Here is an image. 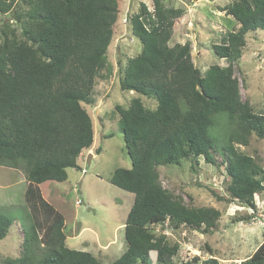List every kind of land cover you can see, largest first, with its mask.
Segmentation results:
<instances>
[{
	"label": "trees",
	"instance_id": "obj_1",
	"mask_svg": "<svg viewBox=\"0 0 264 264\" xmlns=\"http://www.w3.org/2000/svg\"><path fill=\"white\" fill-rule=\"evenodd\" d=\"M119 7L120 0H0V165L23 170L28 182L22 252L3 264H149L153 250L158 264H171L179 245L156 232V226L212 233L221 211L186 204L163 185L162 165H181L186 159L198 163L203 157L224 166L229 196L212 192L254 211L255 195L264 193V167L238 146L249 145L253 136L264 138V113L242 98L235 73L247 34L264 30V0H234L222 8L238 27L213 46L228 64L214 63L205 71L195 65L190 42L172 44L175 22L185 9L153 0L151 10L141 1L129 17L141 49L118 62L120 89L136 95L128 105L115 106L132 165L115 169L110 177L134 194L124 225L127 247L106 263L67 245L65 217L39 186L66 181L68 169H80L79 157L94 143L93 120L82 103L94 102ZM144 96L155 106H147ZM3 209L0 240L20 221ZM204 264L222 263L211 256ZM237 264H264V233L253 254Z\"/></svg>",
	"mask_w": 264,
	"mask_h": 264
},
{
	"label": "rangeland",
	"instance_id": "obj_2",
	"mask_svg": "<svg viewBox=\"0 0 264 264\" xmlns=\"http://www.w3.org/2000/svg\"><path fill=\"white\" fill-rule=\"evenodd\" d=\"M141 1L153 9V0H120L115 37L107 54V65L96 78L94 102L82 103L92 117L95 139L92 147L85 149L78 159L81 168H69L68 179L64 182H47L39 186L47 201L65 217L67 245L90 251L106 263L116 260L126 250L124 225L134 198L133 193L111 183L110 177L115 169L132 165L115 106L128 105L136 95L120 89L118 62H126L141 49L129 23L130 15L138 10ZM164 1L167 5L185 9L184 16L175 22L172 44L190 42L193 61L202 71L214 63L227 65L213 46L222 41L227 31L238 27L235 19L222 9L234 0ZM1 19L4 16L0 15V23ZM246 38L235 73L242 98L249 100L256 111L264 113V30L250 31ZM143 100L150 107L156 104L145 96ZM238 146L257 157L264 167V138L253 136L249 145ZM215 155L221 164L222 156L218 152ZM159 171L163 185L181 196L186 204L221 211L212 233L186 226L175 229L168 223L164 229L161 225L156 226V232L163 231L171 244L179 245L171 264L195 257L193 264H204L211 256L217 257L222 264H237L251 256L262 243L264 193L255 195V211L236 201L228 202V198L220 200L212 191L229 196L224 166L207 163L203 157L198 163L186 159L181 165H162ZM26 186L23 170L0 165V206L7 214L20 218L10 227L8 236L0 240L2 264L6 257H18L22 252L23 228L28 224L23 206ZM79 199L80 205L77 204ZM247 214L254 216L247 221L243 219ZM149 264H158L157 251L150 252Z\"/></svg>",
	"mask_w": 264,
	"mask_h": 264
},
{
	"label": "crops",
	"instance_id": "obj_3",
	"mask_svg": "<svg viewBox=\"0 0 264 264\" xmlns=\"http://www.w3.org/2000/svg\"><path fill=\"white\" fill-rule=\"evenodd\" d=\"M7 170H10V169H7ZM26 179V178H25ZM27 181V180H26ZM27 186H28V182H27ZM27 186H26V189H27ZM41 186V185H40ZM24 200H25V196H24ZM66 225V224H65ZM68 238V236H67Z\"/></svg>",
	"mask_w": 264,
	"mask_h": 264
},
{
	"label": "built area",
	"instance_id": "obj_4",
	"mask_svg": "<svg viewBox=\"0 0 264 264\" xmlns=\"http://www.w3.org/2000/svg\"><path fill=\"white\" fill-rule=\"evenodd\" d=\"M77 204L78 205H80L81 204V200L79 199V200H77Z\"/></svg>",
	"mask_w": 264,
	"mask_h": 264
}]
</instances>
